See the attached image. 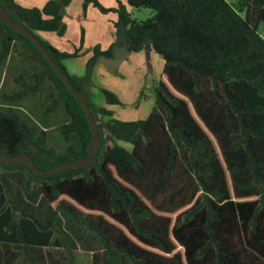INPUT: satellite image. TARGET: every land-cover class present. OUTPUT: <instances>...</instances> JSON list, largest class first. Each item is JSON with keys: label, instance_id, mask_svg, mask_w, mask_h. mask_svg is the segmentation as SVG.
Segmentation results:
<instances>
[{"label": "trees", "instance_id": "obj_1", "mask_svg": "<svg viewBox=\"0 0 264 264\" xmlns=\"http://www.w3.org/2000/svg\"><path fill=\"white\" fill-rule=\"evenodd\" d=\"M70 0H47L28 8L0 0L11 18L29 31L63 34ZM115 36L136 51L150 47L163 59L154 106L144 119L121 120L92 102L90 87L99 60L115 58L92 48L83 75H70L59 51L35 37L87 99L100 132L94 160L82 167L38 175L23 162H0V242L22 251L19 264H35L30 246L63 247L75 256L56 227L61 212L96 234L104 264H264V0H127L152 15L131 17L116 0ZM103 7L98 0H84ZM263 25L262 30L260 26ZM40 68L34 84L3 92L0 152L28 154L40 169L88 155L91 129L81 105L33 41L0 20V66L12 45ZM52 80L56 90L47 108L61 106V151L46 147V131L30 127L11 106ZM105 102L118 96L101 89ZM100 122V123H99ZM127 145V147H126ZM5 172H22L25 190L37 185L49 205L40 221L19 210Z\"/></svg>", "mask_w": 264, "mask_h": 264}, {"label": "rangeland", "instance_id": "obj_2", "mask_svg": "<svg viewBox=\"0 0 264 264\" xmlns=\"http://www.w3.org/2000/svg\"><path fill=\"white\" fill-rule=\"evenodd\" d=\"M18 4L23 7H36L42 8L47 0H15ZM103 7L109 8L110 10L103 11L98 6L88 4L83 9V2L78 0H70L68 5L64 9L63 21L65 23V31L63 34H57L55 31L49 30H35L34 34L37 37L55 47H58L60 51L66 53H73L78 50L77 56H69L68 63L63 60V65H67V72L74 76L77 74L83 75L85 71V65L87 59L92 54V48L98 46L100 49H107L114 41H117L115 47V58L112 61L99 60L105 68L108 69L106 75L97 74L98 70L93 72L94 84L90 87L91 100L96 105H100V102L105 100L104 95L99 91V84L109 82L115 83V88L123 89L124 84H129L135 87L137 93L133 99L130 100L127 93H120L123 101L117 104H109L112 106L114 117L121 120H136L144 119L148 115L154 106L155 92L154 89L157 85L159 74L163 67V59L157 54L150 45L145 46L141 51H136L132 44L129 43L125 38H118L115 36L114 22L117 20V12L113 8L117 7L116 0H98ZM125 6L126 10L130 13L131 17L137 20H144L152 15V10L146 7H132L128 4L127 0H120ZM263 25L260 26L262 30ZM19 48V49H18ZM77 49V50H76ZM15 54L26 58L34 67L36 73L40 70L39 66L35 64L34 59L31 55H28L22 51L20 46L15 47ZM14 56V55H13ZM71 57V58H70ZM70 58V59H69ZM12 55L10 57V62ZM108 64H112L114 69H110ZM2 66V65H1ZM0 66V67H1ZM31 65H28V71H31ZM117 72V68H119ZM3 68L1 69V72ZM0 72V95L6 92V85L12 80L15 82V78L11 80L10 75L5 74L2 78ZM13 78V77H12ZM124 78V83L121 82ZM118 82H121L120 85ZM20 88V87H19ZM56 90V85L52 80L46 79L44 91L46 102L43 105L51 101V94ZM112 91V90H111ZM113 92V91H112ZM30 95V94H29ZM132 95L130 92L129 96ZM6 102L0 97V108L5 107ZM104 105V103H103ZM15 112L20 118L26 121V123L38 131L42 130L37 124V119L41 118L36 112H30L28 108L22 107L15 108ZM30 115L24 116L26 112ZM58 112V120L53 124L54 129L49 130L51 136V143H46L45 146L53 148L55 151H61L66 145L64 139L58 138L59 126L65 121V113L61 106L56 107ZM62 112V113H59ZM113 116V115H112ZM63 118V119H61ZM100 123V122H99ZM99 130L104 137H107L106 132L99 124ZM60 134V133H59ZM56 136V137H55ZM62 138V137H61ZM127 147V145H126ZM4 177L11 184V198L19 210L33 213L40 221H44L47 216L48 203L45 199H42L38 190H31L30 192L24 191L25 178L21 173H2ZM56 227L63 232V237L71 245V241H76L82 244L84 247H96V241L101 244L99 237L92 233L89 237L86 235V229L84 226L78 225L75 221L66 213L61 212L56 222ZM72 239V240H71ZM29 252L35 257L36 264H50L52 249L43 248L38 246H30ZM0 260L4 259L5 247L0 243ZM63 252V251H61ZM64 254V253H63ZM76 254V253H75ZM21 253H19V256ZM65 255V254H64ZM15 261H18V252L15 254ZM84 258V256H83ZM18 259V260H17Z\"/></svg>", "mask_w": 264, "mask_h": 264}, {"label": "crops", "instance_id": "obj_3", "mask_svg": "<svg viewBox=\"0 0 264 264\" xmlns=\"http://www.w3.org/2000/svg\"><path fill=\"white\" fill-rule=\"evenodd\" d=\"M79 1L81 2V0H79ZM111 2H112V0H111ZM15 47L17 48L16 44L12 45L11 51H10L6 61L0 67V72H1V69L3 68V71L1 72L2 78L5 74H8V75H10L11 80L14 78L16 80L15 82L12 80L10 83H8L6 85L5 88H6V92H8V93L19 91L22 88L21 85L17 82V79H24L28 83L34 84L36 82L37 76L39 75V72H40V71H38V73H36L35 69L32 68L34 66L32 64H29L30 62L26 58H24L23 56L16 55L15 51H14ZM53 47H55V46H53ZM55 48L58 49V47H55ZM139 51H141V50H139ZM11 55H12V59L10 62ZM65 60H66V63H68V61H69L68 58ZM28 65H31L30 66V68H32L31 71H28V69H27ZM65 66L67 68L66 64H65ZM108 67L110 69H114V66L112 64H108ZM94 69L98 70L97 74H100V75H106L105 71H108L107 68H105L102 64H100V61H98L95 64ZM95 70H93V72H95ZM118 70H120V66H119V68H117V72H118ZM78 75H81V74H77V76ZM123 81H124V78H122L121 82H123ZM121 82H118V83L120 85H123V84H121ZM115 83H109V82L101 83L98 85L99 91H101V89H108L110 91L112 90L118 96V98L121 101H123V100L121 99L120 93H122V94L127 93L130 100L135 97V95L137 93V90L135 87H132L131 85L126 83L123 85V87H124V90H123V89H119L118 87L115 88ZM0 86H1V82H0ZM44 87H45V83L43 84L42 88L40 90H38L36 93H31L30 95L29 94L26 95L21 100L13 102L11 104V106L14 109L18 108V107L21 108V106H22V107L28 108V110L30 112H36V114L38 116H41V118H38L36 122H37L38 126L41 127L42 130L46 131V133H47L46 134V143L50 144L51 143V136L49 135V133H50L49 130L54 129L53 124L57 122V120H58L57 118H58L59 114H58V112L55 111L56 107H54L53 109L47 108L49 102L47 104L43 105V107L41 106L43 102H46L45 96H44L45 94H43L41 92V91H44ZM117 89L120 91V93ZM130 92H132V95L129 96ZM101 93H102V91H101ZM103 103H104V105H103ZM100 106H104L107 109L114 112L112 109V106L111 105L109 106V104L106 103L105 100L103 102L101 100ZM29 111H28V113L25 111L26 113L23 115L27 117V115H30ZM59 113H62V112L59 111ZM63 114H64V112H63ZM113 117H114V113H113ZM61 119H63V118H61ZM59 133L60 132H58V135H56V136L60 139H64V137L61 135V133L60 134ZM64 141H65V139H64ZM11 173L23 174L22 172H11ZM5 178L7 179V177H5ZM24 178H25V175H24ZM25 182H26V178H25ZM23 187H24V191H26L25 190V183H24ZM32 189L38 190L37 185H33ZM10 193H11V184H10ZM40 196H41V194H40ZM48 208H49V206H48ZM0 243L3 244V247H5V252H3L4 259L2 261L0 260V264H13L14 259L16 258L15 254L17 252H18L19 260L17 259L18 261H15V264H19V262L22 259V251L14 250L10 244L2 243V242H0ZM67 243H68V241H67ZM68 245L72 249L74 256H75V263L74 264H104V257L102 254V251H103L102 243L99 244V242L96 241V243H95L96 247H91V246L84 247L79 242L72 240L71 245L69 243H68ZM43 248H49V247H43ZM49 249H52L50 251V254H51L50 264H68L69 256L63 247H52ZM61 251H63V252H61ZM1 253L2 252L0 251V254ZM19 253H21L20 256H19ZM83 256H84V258H83ZM35 261H36V259H35Z\"/></svg>", "mask_w": 264, "mask_h": 264}, {"label": "water", "instance_id": "obj_4", "mask_svg": "<svg viewBox=\"0 0 264 264\" xmlns=\"http://www.w3.org/2000/svg\"><path fill=\"white\" fill-rule=\"evenodd\" d=\"M0 20L5 25L13 28L17 32L23 34L24 36L28 37L30 40L33 41L34 45L37 47V49L40 51L43 57L49 62L55 73L65 84V86L70 91V93L74 96L76 101L81 105L82 109L86 114L88 123L90 125L91 136H92L91 141L89 142L87 147L88 155L86 157L77 160H69L67 162L55 165L51 168H47V169L38 168L35 162L33 161V159L26 153H19L17 155L9 157L0 152V162L7 164H12L15 162H23L24 164L28 165L34 173L42 176L53 174L55 172H59L64 169L82 167L90 164L96 157V154L100 148V132L95 120V116L91 110V107L86 97L73 86L66 73L61 69V67L56 63V61L49 55L48 51L41 44V42L35 37L34 33L29 31L22 23L13 20L9 12L6 9H4V7L1 4H0Z\"/></svg>", "mask_w": 264, "mask_h": 264}]
</instances>
